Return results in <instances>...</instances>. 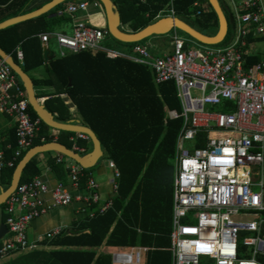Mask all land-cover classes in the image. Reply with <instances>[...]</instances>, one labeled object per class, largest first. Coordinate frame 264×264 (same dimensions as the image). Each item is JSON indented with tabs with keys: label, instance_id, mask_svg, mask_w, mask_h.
Instances as JSON below:
<instances>
[{
	"label": "built area",
	"instance_id": "2783aa9c",
	"mask_svg": "<svg viewBox=\"0 0 264 264\" xmlns=\"http://www.w3.org/2000/svg\"><path fill=\"white\" fill-rule=\"evenodd\" d=\"M91 6L103 8L98 0H70L60 13L76 20ZM194 7L200 8L196 16L205 9L200 3ZM228 14L233 25L228 42L226 37L219 45L207 46L174 31L173 49L162 55L142 43L131 50L106 48L108 30L94 27L89 19L76 21L71 33L40 36L47 47L55 40L60 57L83 52L104 54L109 59L147 66L157 85L175 83L182 112L170 111L168 117L183 118V126L176 146L170 234L173 264H264L258 260L264 258V58L251 64L248 51L249 38L264 39V0H239L235 11ZM169 16H175L174 12ZM18 59L23 65L22 52H18ZM0 112L15 119L18 145L10 161L0 152L1 173L14 167L16 158L32 147L41 124L39 118L31 117L25 91L1 58ZM77 137L89 140L84 134ZM74 150L82 152L77 147ZM63 159L59 155L56 161L62 163ZM111 167L115 168L113 163ZM68 171L79 195L74 196L61 182L51 190L40 176L20 182L2 206V222L8 233L0 240V256L29 249V226L53 208L80 201L86 215L93 218L96 212L103 214L112 206V202L100 204L99 186L93 178L81 187L84 169L79 164L72 163ZM119 176L116 172L115 180ZM113 187L117 191L116 181ZM250 215L255 218L247 220ZM61 232L57 229L46 238ZM242 233L247 235L242 237ZM241 244L248 248L245 257L239 255ZM146 251H116L112 264H142Z\"/></svg>",
	"mask_w": 264,
	"mask_h": 264
},
{
	"label": "trees",
	"instance_id": "16d2710c",
	"mask_svg": "<svg viewBox=\"0 0 264 264\" xmlns=\"http://www.w3.org/2000/svg\"><path fill=\"white\" fill-rule=\"evenodd\" d=\"M33 1L0 0V23L42 7L31 9ZM113 2L121 15L122 27L127 26L134 33L157 22L160 14L162 17L169 16L172 11L175 17H181L180 19L186 20V23L205 35L214 36L218 32V18L207 0H144V2L113 0ZM195 3L205 6L199 16H196V13L200 8L194 7ZM65 6L66 3L52 10L56 13L54 18L49 19L51 15L45 14L0 31V48L12 56L26 74L30 75V72L44 65L39 35L50 32L55 25L63 22L71 24L69 16L57 13ZM191 16L195 17L196 24L187 21ZM230 22L232 30V21ZM229 38L228 36L225 42H228ZM108 40H113V45L118 50H131L135 45L123 44L111 36ZM254 41L257 40L249 38V43L252 44ZM19 50L24 56L23 65L18 59ZM57 57H53L46 68L53 85L59 93L70 96L84 124L93 130L109 160L120 172L112 206L103 214L96 212L93 218L88 217L90 222L88 235L75 237V241L69 242L65 237L63 246L69 244L75 246V243L76 245L79 243L78 245L94 248L100 247L107 239L106 245L109 247L131 248L137 245L149 247L146 264H171L172 255L165 250L171 241L169 235L172 231L174 201V170L170 161L176 155L177 138L183 126V118L167 119L165 108L182 112L175 83L170 81L156 85L150 68L123 59L108 60L104 54L93 56L91 53L83 52L65 58ZM85 59L90 60L88 66L82 63ZM259 60L253 57L249 61L253 64ZM105 67L108 71L105 76L92 74L96 68L103 70ZM18 81L25 91L19 78ZM100 83L105 86H100ZM45 107L55 114L59 122L66 123L72 118V113L60 96L48 99ZM29 113L34 120L38 119L30 105ZM51 130L41 121L40 130L31 148L54 142V136L49 134ZM76 136L75 133L58 131V141L69 149H72L71 139ZM78 144L84 146L85 142L79 141ZM17 149L16 137L6 160L14 159ZM27 151L16 158L14 167H7L0 173V184L5 188L10 185L14 170ZM50 165L61 177L69 175L64 163H57L55 160L50 161ZM91 170L84 169L82 188H85ZM40 174L41 169L36 156L26 166L21 182L30 181ZM246 235L242 233L241 236ZM262 235L264 237V226ZM246 252L248 248L241 244L240 257L247 256ZM64 254L65 257L69 255ZM75 255L76 258L71 264H92L96 256L94 252H78ZM85 257L87 260L84 262ZM258 260L264 263V258L258 257ZM95 264H112L111 256L101 255Z\"/></svg>",
	"mask_w": 264,
	"mask_h": 264
},
{
	"label": "crops",
	"instance_id": "0c3cea01",
	"mask_svg": "<svg viewBox=\"0 0 264 264\" xmlns=\"http://www.w3.org/2000/svg\"><path fill=\"white\" fill-rule=\"evenodd\" d=\"M51 1L52 0H34L30 8L36 9L41 6L43 7L44 5H46L47 3ZM223 8L226 11H231L228 8L227 4ZM101 11L102 9H96L91 6L87 12H81L80 14H78L77 15L78 17L76 20L71 19V24L63 22L58 26L55 25L53 27V30H51L50 32L43 33V34L71 33L76 21H80V20L85 21L88 19L91 20L95 26L105 27L107 29L106 14H105V11L103 14H101L100 13ZM32 12L34 11H26V14H29ZM60 12L61 11H57V13L61 15ZM47 14L51 15L49 16V19H51L53 16H56V13L54 11H50ZM93 14H96V15L94 16ZM100 15H104L105 19H103L102 17L100 18ZM229 28H230V24H229ZM229 30H231V28ZM43 34L39 35V39H40V36ZM163 37H151L147 41L143 42V45L150 46L154 54H157L154 51H158L160 53V51L162 52V48L159 46V44L160 42H162ZM148 41L150 42L147 43ZM41 46L43 49V56H44L45 49L49 51L48 59L46 60L44 57V61H45L44 65L41 68H38L30 72V75H29V77L32 79L34 83V88H35V93H36L37 98L43 101L45 105V102L48 99L60 96L64 100L70 112L72 113V118L69 121H72V120L79 121L81 124L85 125L81 116L79 115L77 111L76 105L74 104L70 96L67 94L59 93L58 89L53 85L50 75L46 71V68L48 67L49 63L52 61L53 57L55 56L60 57L57 53L55 40L51 39L48 47L44 45L41 41ZM18 52H21V51L19 50ZM249 52L251 54L250 59L253 57L259 58V59L264 58V56L262 55V52H259L257 50L255 51L249 50ZM162 53L164 54L165 52H162ZM91 54L95 56L93 53ZM158 55H161V54H158ZM60 58H65V57H60ZM107 59L108 60H118L121 58H118V59L107 58ZM82 63L83 65L88 66L90 64V60L85 59V61H82ZM23 64H24V56H23ZM76 68L80 69L79 66H76ZM101 69L102 68H99V69L96 68L92 72V74L94 73L95 75H98L99 77L105 76L108 72L106 70V67L103 68V70ZM151 74L153 76L152 71H151ZM47 82H51V84H47ZM69 85H71V81ZM100 86H105V85H101L100 83ZM170 111H176V110H170L168 108H165L167 119H169L168 113ZM49 134L54 136L55 138L54 142L60 143L58 141V131H55L52 129L51 131H49ZM16 137L17 135H16L15 119L0 112V152L4 153L5 159H6L8 151L11 149V145L14 144L16 141ZM71 141H72L71 150L75 151L74 149L77 147L82 150V152L80 153L81 155L88 154L93 150V145L90 140L78 139V137L76 136L72 138ZM79 141L85 142V145L82 146L78 144ZM102 149H103V158L90 171L89 178L90 177L93 178L99 186L98 192L100 195V204H106L108 202H112L113 198L115 197L117 193V191L114 190L113 182L116 181L118 184V180L120 176L117 180H115L114 177H115L116 172H118L119 175H120V172L116 168L115 164L111 160H109L105 152V149L103 147ZM58 156L59 154L57 153L42 154L38 156L39 166L41 169V174L39 176L48 184L51 190L54 187H56L58 183L61 182L62 184H64L67 190H69L74 196L79 195L81 192L73 188L69 175H66L65 177H61L60 174L57 173L55 170H53V168L51 167L50 161H55ZM65 158L63 159L62 163H64L65 167L68 169V166L74 163V161L67 159V158L65 159ZM175 159H176V155H175ZM111 163L114 164L115 168L111 167ZM173 170H174V173H173L174 174L173 175V188H174V181H175V177L177 173V168L175 170V168L173 167ZM83 186L84 185H82V187ZM2 189H5V187L0 184V190ZM173 194H174V190H173ZM46 198L48 201H50V195H47ZM173 203L174 201L172 202V219H173ZM84 209H85V205L83 203H81L80 201H73V203L69 206L53 208L45 215H42L41 217L35 219L31 223L28 229V238H29V242L31 245L29 249L25 251L12 252L6 256H0V264H65V262H67L68 264H71V262L72 263L74 262L76 258L75 254H77L78 252H94L96 256L92 264H95L96 260L101 255H107V256L110 255L111 262H112L113 253H115L116 251H129L130 249H133V248L147 249V251L143 254V263H142V264H146L147 252L150 249L149 247H144V246H139V245L135 247H131V248L109 247L106 245L107 239L103 242V244L100 247H94V248L78 245L79 243L77 245L75 243L74 244L75 246H72L71 244H69L68 246H63V241L65 240V237H67L66 240L69 242V241H75L76 239L75 237L89 234L90 222L88 221V215H86L87 210L85 209L86 210L85 211ZM57 229H60L62 231L61 234L54 236L52 238H49V239L46 238V235L48 233H51ZM113 229L114 227L111 229V231ZM139 233H141L140 230H139ZM169 239H170V235H169ZM170 248H171V241H170V246H168V248H165V250L171 253ZM64 253H67L70 256L68 255V257H65ZM85 260H87V257H85L84 262ZM171 264H173V256L171 258Z\"/></svg>",
	"mask_w": 264,
	"mask_h": 264
},
{
	"label": "water",
	"instance_id": "95a60500",
	"mask_svg": "<svg viewBox=\"0 0 264 264\" xmlns=\"http://www.w3.org/2000/svg\"><path fill=\"white\" fill-rule=\"evenodd\" d=\"M70 0H52L40 9L21 16L8 19L0 23V31L10 26L19 24L21 22L40 17L57 7L67 3ZM81 1V0H73ZM105 11L107 19V30L109 35L116 41L123 44H137L142 43L151 37L167 36L173 31H180L189 36L194 41L207 45L216 46L224 42L229 32V19L219 0H207L218 18V32L214 36L205 35L198 31L190 24L186 23L179 17L166 16L152 23L138 32L125 31L122 27L121 15L114 4L113 0H98ZM49 51L44 50V57L47 60ZM0 58L8 64L14 71L25 89L28 104L36 113L37 117L49 128L55 131H64L75 134L86 135L93 145V150L85 155H81L58 142H50L35 146L29 149L23 159L19 162L14 173L10 185L0 190V240L8 233L6 225L2 222L3 211L2 206L7 199L16 191L21 182L23 172L28 163L36 156L46 153H57L79 164L83 169H93L97 163L103 158L102 144L96 134L89 127L81 124L79 121H69L66 123L59 122L45 107L43 101L37 98L34 88V83L28 74L24 72L22 67L15 62L12 56L6 54L0 48Z\"/></svg>",
	"mask_w": 264,
	"mask_h": 264
},
{
	"label": "rangeland",
	"instance_id": "374dc122",
	"mask_svg": "<svg viewBox=\"0 0 264 264\" xmlns=\"http://www.w3.org/2000/svg\"><path fill=\"white\" fill-rule=\"evenodd\" d=\"M220 1V3H221V5L223 6V7H225V5L227 4L228 5V8L231 10V11H235V8H236V6L238 5V3H239V0H219ZM232 1V2H231ZM225 3V4H224ZM226 12V15H227V17H228V19H229V22L231 21L230 20V16H229V14H228V12L229 11H225ZM101 14H103L104 13V9L102 8V11L100 12ZM80 14V13H79ZM94 16L96 15V14H93ZM98 17V16H97ZM103 18V19H105V17H104V15H100V18ZM164 17H166V16H163L162 18H164ZM179 18H181V17H179ZM185 20V19H184ZM91 21V20H90ZM186 21V20H185ZM187 21H190V22H192V23H194V24H196L195 23V17L194 16H191V18L190 19H187ZM91 23H92V21H91ZM230 24H231V22H230ZM92 25L94 26V27H97V26H95L93 23H92ZM97 28H100V29H106L105 27H97ZM123 29L125 30V31H129V32H131L128 28H127V26H123ZM174 32V31H173ZM172 32V33H173ZM178 32V34L180 35V37H182V38H184V39H187V40H190L191 38H189L186 34H184V33H181L180 31H177ZM172 33H170L169 35H167V36H165V37H163V40H162V42H160V44H159V46L162 48V52H165V53H167V52H170V51H172V49H173V47H172V44H171V42H172ZM212 33V32H211ZM113 40H106L105 41V43H104V47H106V48H109V49H117L114 45H113V42H112ZM150 41H148L147 43H149ZM142 44H143V42H142ZM255 51V50H257V51H259V52H262V55L264 56V39H260V40H257V41H254V43L252 44V45H250V47H249V49H248V51ZM154 52H156L157 54H163L161 51H160V53L158 52V51H154ZM170 164H171V166L172 167H174L175 168V170H176V159L174 158L173 160H171L170 161ZM255 217L254 216H252V215H250V216H248L246 219L247 220H251V219H254Z\"/></svg>",
	"mask_w": 264,
	"mask_h": 264
},
{
	"label": "snow or ice",
	"instance_id": "6c2138e0",
	"mask_svg": "<svg viewBox=\"0 0 264 264\" xmlns=\"http://www.w3.org/2000/svg\"><path fill=\"white\" fill-rule=\"evenodd\" d=\"M227 151V150H226ZM186 231H194V229H186Z\"/></svg>",
	"mask_w": 264,
	"mask_h": 264
}]
</instances>
